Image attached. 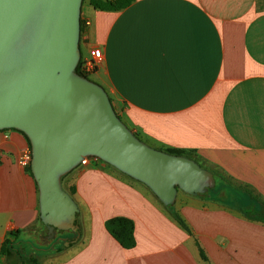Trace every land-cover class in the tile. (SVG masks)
<instances>
[{
	"label": "crops",
	"instance_id": "crops-1",
	"mask_svg": "<svg viewBox=\"0 0 264 264\" xmlns=\"http://www.w3.org/2000/svg\"><path fill=\"white\" fill-rule=\"evenodd\" d=\"M80 14L89 22L81 56L102 50L92 74L121 121L153 148L185 151L215 187L264 205V0H133L120 10L85 0ZM27 149L21 132L0 130V244L14 239L37 264H264V223L229 206L236 199L179 190L172 207L182 226L147 186L105 162L63 178L79 235L46 240L35 181L17 163ZM112 218L132 222L133 246L107 231ZM0 264L18 262L0 251Z\"/></svg>",
	"mask_w": 264,
	"mask_h": 264
},
{
	"label": "water",
	"instance_id": "water-1",
	"mask_svg": "<svg viewBox=\"0 0 264 264\" xmlns=\"http://www.w3.org/2000/svg\"><path fill=\"white\" fill-rule=\"evenodd\" d=\"M82 0H0V130L30 143V170L46 240L78 237L79 207L61 178L96 157L147 186L164 206L202 196L215 178L194 159L153 148L116 114L102 86L76 66Z\"/></svg>",
	"mask_w": 264,
	"mask_h": 264
},
{
	"label": "trees",
	"instance_id": "trees-1",
	"mask_svg": "<svg viewBox=\"0 0 264 264\" xmlns=\"http://www.w3.org/2000/svg\"><path fill=\"white\" fill-rule=\"evenodd\" d=\"M85 0H82V3ZM133 0H88V3L95 9L99 10H120L127 5H129ZM84 29V22L81 18L80 14V34L83 32ZM82 57V56H81ZM79 63L76 66V72L81 75V72L79 71ZM86 77V76H85ZM88 78V77H87ZM117 114V112H116ZM118 115V114H117ZM16 130V129H14ZM19 131V130H17ZM21 132V131H19ZM22 133V132H21ZM28 143V147L30 149V143L24 133H22ZM171 154H177V155H185L186 152L183 150L178 149H168L164 150ZM101 161V160H100ZM102 162V161H101ZM29 172V174L32 176L30 166L26 168ZM68 174V173H67ZM65 174L61 178V182L63 178L67 175ZM223 192V195L226 197H230L231 199H236L234 205H229L232 207H235L241 214H243L245 217L264 223V205L261 204V202L256 201V204L253 203V200L250 198L243 197L240 195L236 190L229 188L228 186H222L214 187L213 189H210L208 192L205 193V195L214 194L216 196H219ZM173 218L179 222L182 226H185L183 219L181 216L177 213V211L174 210L172 206H169L167 208ZM78 220H76L77 222ZM37 222L41 224V221L39 217H37ZM78 224V222H77ZM105 227L107 231L123 246L126 248H129L133 246L134 239H133V224L130 220L125 218H112L105 222ZM78 230L80 231V226L78 224ZM13 236H17V232H12ZM15 240L13 239H6L3 243L0 244V251L7 259L14 257L16 258L18 264H37V260L29 257L25 258L21 254L20 251L16 250L15 247Z\"/></svg>",
	"mask_w": 264,
	"mask_h": 264
},
{
	"label": "built area",
	"instance_id": "built-area-1",
	"mask_svg": "<svg viewBox=\"0 0 264 264\" xmlns=\"http://www.w3.org/2000/svg\"><path fill=\"white\" fill-rule=\"evenodd\" d=\"M88 21H84V25H88ZM102 60V50L94 46L90 48L86 56L80 57L79 71L82 75L88 77L89 74H92L96 71ZM79 63V62H78ZM31 161V151L27 149L21 153L17 163L22 168H27L30 165ZM100 160L96 157H84L80 161V165H87L90 162L96 163Z\"/></svg>",
	"mask_w": 264,
	"mask_h": 264
},
{
	"label": "rangeland",
	"instance_id": "rangeland-1",
	"mask_svg": "<svg viewBox=\"0 0 264 264\" xmlns=\"http://www.w3.org/2000/svg\"><path fill=\"white\" fill-rule=\"evenodd\" d=\"M84 3V2H83ZM83 3H82V5H83ZM81 5V6H82ZM84 54V53H83ZM88 78L90 79V80H92V81H94V77H93V74H89L88 75ZM95 82V81H94ZM99 162H101V161H99ZM66 244V242H64V245Z\"/></svg>",
	"mask_w": 264,
	"mask_h": 264
},
{
	"label": "flooded vegetation",
	"instance_id": "flooded-vegetation-1",
	"mask_svg": "<svg viewBox=\"0 0 264 264\" xmlns=\"http://www.w3.org/2000/svg\"><path fill=\"white\" fill-rule=\"evenodd\" d=\"M114 108V107H113Z\"/></svg>",
	"mask_w": 264,
	"mask_h": 264
}]
</instances>
